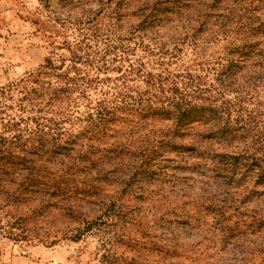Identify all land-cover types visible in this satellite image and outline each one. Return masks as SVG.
<instances>
[{
    "label": "rangeland",
    "instance_id": "1",
    "mask_svg": "<svg viewBox=\"0 0 264 264\" xmlns=\"http://www.w3.org/2000/svg\"><path fill=\"white\" fill-rule=\"evenodd\" d=\"M141 2L0 0V264H248L264 255L263 233L250 226L253 210L264 209V187L248 182L235 189L239 208L227 213L225 223L239 225L234 237L225 235L215 218L213 192L219 200L226 193L222 188L213 190V178L207 177L213 176L211 165L197 169L207 175L197 174L194 166L200 157L196 153L187 155V163L150 164L147 175L142 169L129 172L126 181L118 179L124 176L120 172L126 170L124 163L109 169L107 189L131 178L125 191L117 188L120 193L114 196L129 215L111 227V234H118L111 244L103 245L96 233L78 240L65 237L64 231L76 225V220L64 214L60 203L39 209L38 200L20 184L21 163L25 156L33 158L24 149L39 137L37 126L49 124L46 119L59 117V112L66 111L61 118L69 115L62 121L65 133L59 136L60 143L68 132L90 126L79 139L86 149L93 143L101 148L133 147L159 135L160 128L170 122L140 119L129 107L120 108L107 124L106 134L97 135L94 129L91 135L94 108L104 95L136 96L140 89L150 88L145 81L150 74L152 79H162L166 88L187 84L192 76L208 86L218 85V61L230 47L227 38L214 34L211 22L196 37L186 36L178 18L141 30L136 12ZM231 36L241 35L234 32ZM63 57L64 71L42 67L49 58L60 64ZM132 64L137 67L131 68ZM57 72L65 73L64 78L53 75ZM256 90L252 99L262 103L259 108L264 112V83ZM26 95L40 103L23 100ZM229 95L232 98L237 93L230 91ZM195 131L191 133L196 135ZM203 146L213 148L209 143ZM174 156L173 152L164 157ZM174 184L181 186L179 192L173 193ZM208 184L211 189L207 190ZM74 202H81L86 211L91 205L86 200ZM19 214H25L34 229L26 236L18 235L23 230L15 223ZM106 255H113L110 262Z\"/></svg>",
    "mask_w": 264,
    "mask_h": 264
},
{
    "label": "trees",
    "instance_id": "2",
    "mask_svg": "<svg viewBox=\"0 0 264 264\" xmlns=\"http://www.w3.org/2000/svg\"><path fill=\"white\" fill-rule=\"evenodd\" d=\"M136 12L141 30L147 31L178 18L186 36L191 33L192 37H196L211 22L213 33H221L230 44L226 55L222 57L223 61H218L221 65L218 85L213 83L208 86L192 76L187 84L175 83L166 88L162 79H152L154 76L150 74V78L145 80L150 88L145 91L140 89L136 96L126 93L104 95L94 108L96 118L91 135L94 129H97V135L106 134L107 124L115 119L120 108L129 107L140 119L170 122L165 129L160 128L159 135L133 147L101 148L93 143L86 149L79 139L89 132L87 128L90 126L78 133L68 132L67 139L60 143L58 138L65 133L62 121H66L69 116L61 118L60 114L66 113L63 110L59 112V117L46 119L49 124L37 126L39 137L31 142L29 149H24L33 158L25 156L23 159L20 184L25 193L33 194L34 199L38 200L39 209L60 203L64 214L76 220V225L64 231L65 237L78 240L88 233H96L104 240L103 245L111 244L113 237L118 236L116 232L111 234V227L117 225L121 217L129 215L119 199L114 198L117 193L125 191L131 179L125 182L129 172L135 174L142 169L147 175L146 169L150 164L160 166L161 161L187 163V155L196 153L200 160L195 162V170L211 165L213 176L208 174L207 177L213 178V190L222 188L226 193L219 200L214 198L213 192L215 218L221 223L223 234L234 237L239 223L235 222L236 227H233L225 221L227 213L238 211L239 208L235 205V189L248 182L264 187V112L259 108L262 103L252 99L254 93L258 92L256 89L264 83V40H261L264 36V0H143ZM234 32L241 36L228 38ZM63 58L60 64L49 58L47 65L42 67L53 72L63 70ZM130 66L137 67L133 64ZM53 75L64 78L65 73ZM228 91L237 95L230 98ZM245 94L250 95V98ZM26 99L34 103L27 95L23 100ZM37 103L40 102L33 105ZM194 125L201 129L195 131ZM191 136V140H188ZM204 143L213 145V148L204 147ZM214 145H217L216 148ZM173 152L176 156L172 159L164 157ZM123 163L126 170L120 171L124 176L118 179L125 181L119 182L115 188L107 189L106 182L112 173L109 169L116 170ZM165 168L168 169V166ZM165 173L171 174L169 171ZM197 174L207 175L202 170H197ZM176 178L178 180L180 176ZM210 185L205 186L207 190L211 189ZM171 187L175 189L173 193L181 189L177 184ZM76 200L91 203L88 211L83 210L81 202H74ZM35 210L31 213L34 214ZM251 217L250 226L260 230L264 239L263 207L253 210ZM26 218L25 214L16 216L15 223H19L18 228L23 229L20 232L22 234H18L20 236H26L27 232L34 230ZM262 238L256 240L262 242ZM167 250L176 252L175 249ZM111 257L113 255H106V261L110 262ZM260 257L258 262L248 264H264V255Z\"/></svg>",
    "mask_w": 264,
    "mask_h": 264
}]
</instances>
